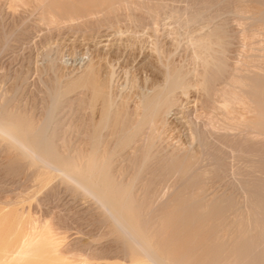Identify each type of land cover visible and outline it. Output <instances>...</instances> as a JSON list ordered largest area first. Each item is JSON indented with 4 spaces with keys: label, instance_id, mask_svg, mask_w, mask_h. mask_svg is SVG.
I'll return each mask as SVG.
<instances>
[{
    "label": "bare ground",
    "instance_id": "bare-ground-1",
    "mask_svg": "<svg viewBox=\"0 0 264 264\" xmlns=\"http://www.w3.org/2000/svg\"><path fill=\"white\" fill-rule=\"evenodd\" d=\"M175 1L107 0L106 4L103 3L105 6L97 2L99 5L93 7L94 2L84 14L79 13L78 7L70 1L67 5L63 0H43L41 20L51 25L93 27L91 23L96 21L114 25L121 13L126 15L127 20L138 24L141 19L136 15L139 13L140 18L148 21L156 36L153 51L163 66V78L161 83L153 86L149 92L141 93L133 106H129L122 99L121 102L114 100L110 93L109 83L114 77L112 69L113 72L109 70L106 78L100 79L91 58L79 74L68 76L64 82L60 80L56 62L51 59L49 68L52 76L38 82L40 101L35 102H40V107L38 104L36 107L39 108V115L35 116L36 112L33 114L30 109L27 110L30 113H27L26 107L20 106L19 111L10 109L12 107L8 103L11 97L1 96V93L0 140L7 151V147L12 151H9L12 160L10 157L6 164L13 162L17 166L22 163L28 169L35 167L34 170L39 173L35 186L29 184L33 190H27L25 185L27 188L14 198L3 195L2 201L10 206L17 200L31 199L33 195L37 204L43 203L46 197L58 190L53 188L55 183H52L53 186L49 183L52 178H58L66 186L65 191L70 190L76 196L87 195L93 200L95 208L91 206V209L94 211L98 208L100 220L108 223L109 232L114 233L115 240L119 242L120 251L117 250L122 255H116L121 258H113L119 259L118 264H264V42L247 44L245 51L231 65L223 53L226 47L223 24L204 25L199 32L192 29L194 24L210 16H206L210 6L227 3L230 5L229 11L242 23L244 31L264 34V0H179L182 4ZM97 13L99 15H94ZM165 18L168 19L166 24L172 25L175 30L176 35L173 31L171 39L175 48L181 41L179 35L184 34L190 41V58L194 65L190 66L191 70L187 69L189 73L173 63L172 56L165 52V46L156 35ZM8 39L9 35L3 34L0 52ZM19 82L21 84V80ZM190 88L199 91L200 102L210 108L204 122L190 121V136L196 144L158 153L155 144L168 125L167 116L176 102L178 91L184 93ZM15 101L14 106L18 103ZM18 101H21L20 98ZM64 102L70 115L75 111L74 115H77V111L81 113L78 119H87L86 114L91 115L89 112L94 107L99 109L95 112H98L96 117L93 116L94 110L91 111L92 119H87L89 121L83 130L80 128L83 132V142L79 141L83 143L80 151L70 149L67 142L57 141V131L60 130L55 131V125ZM68 118L66 116L65 122L71 119ZM106 139L112 141L109 148L104 147L108 144L104 145ZM126 147H129V152L127 159L124 158L127 162H123L132 168V174L124 181L125 178L117 179L112 174L114 168H111L114 157ZM9 168H6L7 173ZM226 172L231 175L229 187L207 195L204 186L209 175L212 173L214 177H220L219 174L223 176ZM139 181L140 196L135 194ZM41 185H46L45 188L50 190L48 194L37 191V186ZM33 186L44 197L34 194ZM150 189V196L146 198ZM40 190L44 191L42 188ZM17 208L2 212H6V216L2 214L0 219V264H90L88 258H97L93 259L95 262L103 259L100 256L105 249L98 245L90 246L89 251L85 249L83 252L90 255L85 253L87 257L82 258L81 253L80 261H69L70 254L65 255L68 252L65 246H61L63 251L60 250L62 243L59 241L64 239L63 235H60V240L59 235L56 236L55 225L45 222L46 218L39 225L35 217L34 221L29 219V223L27 219L24 226L25 218L18 215L21 208L19 212L15 210ZM59 216L55 218L59 220ZM104 233L108 234L107 231ZM113 237L110 236L109 240L114 241ZM108 261L104 263L114 262Z\"/></svg>",
    "mask_w": 264,
    "mask_h": 264
},
{
    "label": "rangeland",
    "instance_id": "rangeland-1",
    "mask_svg": "<svg viewBox=\"0 0 264 264\" xmlns=\"http://www.w3.org/2000/svg\"><path fill=\"white\" fill-rule=\"evenodd\" d=\"M69 1L72 4L75 3L76 7H78L77 11L79 13L83 12L84 14H87L88 12L87 10L93 6L94 2L95 4L93 7H96L99 4L104 5L103 3L106 4L107 2V0H98V1L96 0H63V2L67 5L70 4ZM80 1L81 3L82 2L83 3L80 4L79 3ZM42 2L43 0L41 1L39 0H22V1L0 0V39H1L0 47H1V41H2L3 34L9 35V39L7 42L8 45L6 44V46L3 47L0 52V94L3 93L1 94V96L3 95L5 97L7 96L6 98L11 97L8 103L10 107H12L10 109L19 111L21 108L26 107V112L28 109H30V112H32L33 114L36 112L34 114L35 116L39 115L40 112L39 110H37L39 108H36L38 107L37 104L38 105L40 104V102L36 103L40 101V95H38L40 83L38 82H41V79L48 80V78L52 76L51 75L52 71L49 68V63L51 59H53L54 63L56 62L55 66L56 68H59L60 70L59 71L57 69L58 70L57 72H59L58 74H59L60 80L64 82H66L65 79L68 76L72 77L74 74H77V73L79 74L81 68L89 60H92V59H93V62L96 64L99 78L101 76L100 79H103V77L106 78L107 75L110 74L108 73L109 70L111 72L114 71L113 72L114 77L112 78L113 81L110 82L111 84L109 83V86L111 89L110 93L112 92L111 93V95L113 94L112 97H115L113 98L114 100L119 102V100L122 99L126 101V103H128L129 106H133V104L137 101L141 93L145 91L146 93L149 92L150 89L153 88V86L155 85L157 86V84L162 82V78H163L162 77L163 76L162 67L163 66L161 67L160 65L161 63L158 60L156 53L153 51L154 50L153 40L155 39L154 37L156 36L153 35L154 32L152 33V30H151V27L148 21L144 18L143 19L146 21L140 18L141 15L139 13H138L139 16H137L138 15L137 14L136 17L138 19H141V21L142 20L143 21L142 22L138 21L139 22L138 24H136V22L135 23L131 22L130 19L127 20V17H125L126 15L121 13L118 16V21L114 25L108 24L103 21H99V22L96 21L97 23L96 22L91 23L93 27L81 26V27L76 28V27H69L67 26V24H62V25L52 24L51 25V23L49 24H46L45 22L42 23L41 16H40L42 13V9H41ZM97 2H99V4ZM175 3L182 4L183 2L176 0ZM226 4L225 5L222 4L221 6L220 5L210 6L209 8L211 10L209 9L207 12V14L208 13L209 14L206 15V16L210 15L209 16L210 18L205 17L204 18L205 20H203V22L201 20L199 21L200 23L198 22L194 24L192 26V29L196 32H199L200 30H203L202 28H204V25L205 27H211L214 24L215 25L223 24L225 31H226L225 32L226 47L223 53L227 57L229 64L232 65L233 63L237 61V59L245 51V47L247 44L253 43V42L255 43L264 42V34H260V33L251 34L249 33L248 30L244 31L243 25H241L242 23L240 22V20H238V18L236 17L234 13L229 11L230 5L229 4L226 5ZM94 15H99V13L94 14ZM166 21H168V19L165 18V20L163 19V21L160 24L161 28L158 30L157 32L158 34H156L159 37L158 39L163 43L162 45L165 46L164 47L165 52L167 51L166 53L172 56L171 58H172L173 63L175 64L177 63V65L182 66V68L185 71L187 69L191 70L190 68L193 67L194 64H193V61H191L192 59L190 58L191 57L190 52H192V47L191 45H189L190 41H188V38L184 34L183 35L177 34L179 35V38L181 36V41H180V44L175 48V46H173L171 43L172 36H174L173 31L175 34V30L172 25L168 23L166 24ZM206 24L208 25L206 26ZM189 70H187L188 73L190 72ZM17 73L19 74L17 75ZM22 77H25L24 78L25 80ZM19 79L21 80V84L19 82L20 81ZM16 81L19 83H17ZM13 88L15 92L12 91ZM15 88H18L19 90L18 89L15 90ZM35 91L37 94L35 93ZM36 96L37 98H35ZM14 97L17 98V100L14 99ZM19 98L21 101H18ZM22 98L23 99L25 98V99L23 100ZM200 98L201 96H200L199 91L195 90L194 88H190L184 93H182L181 91L180 92L178 91L176 102L174 106L171 108L167 116L168 125L166 126L161 137L157 139L156 144H155V149L158 151V153H162V152L164 153L165 151H170L171 149L178 150L179 147H181L182 149L184 147H189V146H193L196 144V142L190 136V130H189V126L191 124L190 121L194 120L196 122L202 123L208 118V114L210 111V108L208 107L206 108L202 105V103L200 102ZM15 100L18 103L20 102V104H18ZM14 101L17 103V105L15 106H14L15 104ZM30 101H33V102H30ZM34 102H35V105H34ZM24 103L25 105L28 104V106L27 105L25 106ZM62 107L63 108L59 111L60 113H58L57 115L59 120L57 124L55 125V131L60 130V131H57V133L59 132L58 135L56 133L57 141L58 143H63V141L65 143L67 142L66 144L69 145L70 149L75 150V151H80L81 150L80 147L83 148V143L81 144L79 143V141L82 139L83 135L81 136V134H83L82 130L85 128V123L89 121L87 119L89 118L92 119L91 115H92L93 110H94L93 116L96 117V115H98V112L97 113L95 112L96 110L99 111V109L97 107H94V109L91 110L92 112L91 111L89 112L91 113V115H89L88 113H87L88 115L86 114V118L88 117L87 119H85V117L84 119L82 118L78 119L79 115L81 114L80 112L79 114L77 111V115H74L76 113L75 111V113L72 112L73 115H70L71 114L70 110L69 108L68 109L66 108L68 106L65 102L63 103ZM62 110L66 111V112L64 111L65 114L63 113ZM68 110H69V113H68ZM30 112H27V113H30ZM66 116L69 117L68 119L71 118L74 121L70 119L69 120L70 124H69V121L65 122L64 119H66ZM74 116L76 117L75 119H74ZM71 124L73 125V127ZM71 127L74 130V132L71 129ZM68 131H69V134H68ZM78 132H79V135H78ZM104 141H106L104 142V145L105 143L107 144L108 140L106 139ZM1 142L2 140H0V143ZM80 142H83V141L81 140ZM109 142L110 144L112 143V141L110 140ZM110 144L109 146L106 145L104 147L109 148L111 147ZM0 146H1L0 147V162H2L0 163L1 164L0 165V193H1L0 198L1 196L3 197V199L0 200V206L4 207V208L1 207L2 209H0L1 211L0 219L3 217V215L6 216L5 214L6 212L13 211V208H16L17 206L18 208L15 209L16 211L18 210L19 212V209L21 208V211H20L21 213L18 215H20V217L23 219L25 218L22 225L27 224V221H26L27 219H28V223L30 221H34V219H36L35 217H37L35 221L36 222L38 221L37 223L39 225H42L41 223H44L42 222L45 220L44 218L47 219L45 220V222L48 221L50 225H55L54 226L55 230L56 229L57 230L55 231L53 229V231L57 233L55 232L54 233L56 234V236L59 235L58 237L59 240L61 238L60 235H63L62 239H64V240L59 241V243H62V245L60 244L58 245H60V247L65 246L64 248L67 249L68 251L67 254L65 253V255L70 254L69 261L72 260L73 262L75 260L74 262L76 263L78 262V260L80 261V259L87 257V255L89 254L88 252H85V253H88L87 255H85V253L83 252L85 251V249L86 251H89V248H91L92 246L97 247L98 245H102L98 247H101V248L103 247L102 248L103 250L105 249L104 250L105 252L103 250H102L103 252H101L104 255L101 254L100 256V257H103V259H99L100 261L96 260L97 263L95 262V260H93L97 258H88L89 260L87 259V261L90 264L91 263L92 264H98V263L103 264L104 262H106V260L107 261L109 260V261H114V262H110L108 264H112V263L118 264L117 262H119V259L121 258L119 256L122 255L121 252H119L120 247H119V244H117L118 241L115 240V234L109 232L110 230L108 229L110 228V226L108 225V223L100 220L101 215L99 213L98 208L96 207L94 211L91 209L92 207L95 208V204L93 203V200L90 199V197L87 195H82V196L77 195L76 196V194H74L70 190L65 191L66 186L63 183L61 184V181L58 178L54 177L55 179L52 178L51 182L49 181L51 186H53L54 183L57 184L56 185L57 188H55V184L53 186L55 190L58 189L56 190L57 192L55 191V194H53L50 197H46L47 200L43 203L39 204L38 202L37 204L32 193H31L32 195L31 199L28 197L26 198L25 201L24 200L18 201L17 200L18 198H17L16 199L17 201L15 200L16 201L15 204L19 202L20 203L16 205L13 203L15 207L13 206V204H10L9 206V204L7 205V203H4L3 202L4 196L8 195L9 197H13V196L15 197V195H17L18 193H20L23 189H26L27 187H28L27 190L29 189L33 190L31 185L29 187V184L34 185V182L38 181L37 175H39V173L37 172V170L36 171L34 170L35 167L33 168L31 167L32 169H28L27 166L25 167V165L22 163L21 164L18 163L17 166L19 165L21 166H19V168H16L17 167L16 164H14L13 162H10L12 160V155L10 156L11 153L9 151L11 150L9 149V147H7L8 149L7 151L6 147L4 146V142H2ZM4 150L7 153H5ZM127 151L129 152V147L128 148L126 147V149H123L119 153V155L117 154L114 157L115 159L112 162L113 167L111 168V170L114 168L112 170V174L115 175V177L119 180L120 179L123 180L125 178L124 181H127L132 174V168L128 165V163L126 165L124 163L125 161L127 162V160L124 159V158L127 159V153H128ZM5 154L9 156H6ZM5 158L7 160H5ZM9 159H10L9 161L10 163H8L7 165L6 161H8ZM12 164L16 167H14ZM122 166L123 167L125 166L124 167L125 170L123 169ZM5 167L6 168L8 167L9 169L7 170H9L10 172L8 171L7 173ZM119 167L122 170L119 171ZM31 171H34L36 174H33L34 172H31ZM113 171L115 173H113ZM228 173L229 172L224 173L225 175L223 176L222 174H219L221 175L220 177H216V175L214 177L213 176L214 174L212 175L211 173L209 175V177L210 176L211 177L210 178L208 177L206 179L207 183L205 182V186H204L206 190L205 193L207 195H210L212 192H215V191L220 192L221 189L223 190L229 187L228 181L231 180L230 178L231 175L230 173L229 174ZM58 181H60V183ZM140 184H141L140 181L137 182L136 188H135L137 189L135 194L138 196H140V194L142 195ZM34 186H33L34 188L33 193L35 192L34 194L38 195V197L40 198L44 197L42 194L46 195L50 191L45 188L46 185L37 186V191L42 193L40 195V193H37L36 188ZM38 187L39 189L41 188L44 189V191L43 190L39 191ZM151 190L152 189H150L149 192L146 194V198L150 196L149 193L151 192ZM5 204L7 207H5ZM88 205H90V208ZM6 209L7 211L3 214L2 212H4V210ZM57 209L58 211H56ZM89 209L91 210L92 214ZM86 210H88L90 213H88V211ZM96 210L98 213L96 212L97 214L95 216L94 212ZM23 211H25L24 212L25 214L23 213ZM59 214L61 217L59 216ZM26 215L29 218H27ZM58 216L60 217L59 220L57 219ZM63 217H65L64 218L65 222H63ZM94 218L95 219L97 218L98 220L95 221ZM29 219H33V220L29 221ZM67 223L68 224L70 223V224L68 225ZM56 226H59L60 228L59 227L56 228ZM58 230H60L61 232L60 231L58 232ZM105 230L108 232V234L106 235L109 236L110 234H112L114 236L113 237L112 235H110L111 237H113L112 240L114 241H111V239L109 240L110 236L108 237L105 235L104 233L106 232ZM103 245L107 247L104 248ZM60 247L58 246V248ZM62 247L60 248V250L62 249L64 250V248ZM115 247L116 249L113 250V248ZM70 248L72 250L74 249L73 252H75L74 254L77 255V256L75 255L76 257L72 254V250ZM109 248H112V249H109ZM68 249H70L71 251ZM115 250L118 252L116 253ZM107 251L108 253H106ZM80 254L81 256L83 255L82 258L79 257ZM116 254H119V256ZM107 257L110 259H107ZM113 258L115 259L119 258V259L113 260ZM91 259L93 261H90Z\"/></svg>",
    "mask_w": 264,
    "mask_h": 264
}]
</instances>
